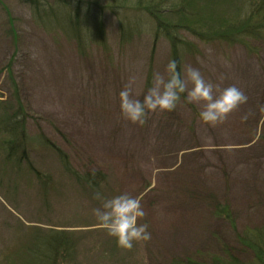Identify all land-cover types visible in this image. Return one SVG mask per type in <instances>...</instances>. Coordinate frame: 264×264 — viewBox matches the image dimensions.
I'll return each mask as SVG.
<instances>
[{
  "label": "rangeland",
  "instance_id": "374dc122",
  "mask_svg": "<svg viewBox=\"0 0 264 264\" xmlns=\"http://www.w3.org/2000/svg\"><path fill=\"white\" fill-rule=\"evenodd\" d=\"M82 2L105 20L107 49L96 43L79 52L53 31V22L41 23L32 4L0 0V101L10 97V71L29 135L42 133L59 146L78 173L102 172L103 198L139 196L146 215L138 223L148 224L151 239L130 250L117 247L92 215L102 203L97 192L76 184L49 151L31 154L47 176L39 190L19 174L24 167L3 166L0 149V264H24L27 242L36 231L50 230L73 237L68 264H169L182 258L211 264L213 257L225 259L226 251L248 261L238 235L264 225V39L228 45L184 33L196 49L182 55L181 73L191 65L221 88L235 85L247 102L216 126L198 119L201 105L191 104L194 114L182 102L173 111L149 113L141 126L120 116L118 93L131 81L134 97L142 100L154 74H163L170 61L168 43L160 39L151 54L147 16L102 10L120 7L119 0H72ZM50 4L40 2L46 12ZM230 6L234 13L236 5ZM119 19L139 31L124 41ZM215 205L229 207L233 226L216 217Z\"/></svg>",
  "mask_w": 264,
  "mask_h": 264
},
{
  "label": "trees",
  "instance_id": "16d2710c",
  "mask_svg": "<svg viewBox=\"0 0 264 264\" xmlns=\"http://www.w3.org/2000/svg\"><path fill=\"white\" fill-rule=\"evenodd\" d=\"M32 4L35 15L44 24L45 20L53 22L64 41L77 51L89 44H99L107 49L105 43V20L97 14L92 5L84 7L83 2L73 4L72 0H52L49 12L43 10L42 0H21ZM79 2V0H76ZM121 6L106 9L113 16L119 12H129L144 16L152 21L153 28L151 54L160 39H165L169 47V60L177 62L181 69V58L184 54H192L196 45L187 40L183 34H190L200 41L218 40L228 45L246 43L249 40L264 39V0H119ZM235 4V12L230 5ZM39 5V6H38ZM52 5V6H51ZM166 5V6H165ZM128 6V7H127ZM72 8V9H71ZM51 27V26H50ZM52 28V27H51ZM49 31V30H48ZM117 31L121 39L137 33L139 28L130 22L118 20ZM123 43V41H121ZM183 55V56H184ZM181 72V71H180ZM8 72L10 97L0 102L3 113L0 114V149L4 152L3 166L18 170L24 167L25 172L19 173L43 190L47 176L33 164L31 154L38 149L49 151L56 158L61 168L69 174L78 185L91 192H98L105 183L106 177L100 171H86L83 174L75 171L70 157L55 143L45 138L42 133L30 136L26 122L29 119L20 98V92ZM150 81V72L146 76ZM185 106L196 114L191 104ZM25 174V175H24ZM49 187V186H48ZM215 215L233 226V219L227 205H215ZM35 238V240H34ZM240 244L250 253L248 261L232 257L228 251L225 259L213 257L211 264H264V225L253 230H245L238 235ZM26 262L24 264H68L73 248V237L67 231L50 230L46 233L36 231L31 241L27 242ZM169 264H201L192 258L173 259Z\"/></svg>",
  "mask_w": 264,
  "mask_h": 264
},
{
  "label": "clouds",
  "instance_id": "9594fccd",
  "mask_svg": "<svg viewBox=\"0 0 264 264\" xmlns=\"http://www.w3.org/2000/svg\"><path fill=\"white\" fill-rule=\"evenodd\" d=\"M131 83L129 81L118 93L120 116L141 126L149 113L173 111L182 94L185 104L201 105L198 119L212 126L222 124L231 112L248 99L235 85L221 88L219 84L206 81L199 69L191 65L185 66L181 73L175 60L168 62L163 74H154L152 86L142 100L134 97ZM259 110L264 112V105ZM94 198L102 203L92 210V215L98 226L116 240L117 247L130 250L134 243L151 239L148 224L138 223L146 215L139 196L122 193L105 199L97 192Z\"/></svg>",
  "mask_w": 264,
  "mask_h": 264
}]
</instances>
